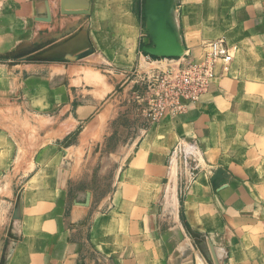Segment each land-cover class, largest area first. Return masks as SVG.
Segmentation results:
<instances>
[{"label":"crops","instance_id":"crops-1","mask_svg":"<svg viewBox=\"0 0 264 264\" xmlns=\"http://www.w3.org/2000/svg\"><path fill=\"white\" fill-rule=\"evenodd\" d=\"M152 2L0 0V205L34 170L0 264H264V0H172L176 30L156 32L194 55L218 37L236 53L195 106L123 129L110 92L152 65L138 54ZM51 42L94 53L6 55Z\"/></svg>","mask_w":264,"mask_h":264},{"label":"built area","instance_id":"built-area-1","mask_svg":"<svg viewBox=\"0 0 264 264\" xmlns=\"http://www.w3.org/2000/svg\"><path fill=\"white\" fill-rule=\"evenodd\" d=\"M236 50L235 44L218 37L201 42L199 55L188 50L173 58L145 55L152 65L136 72L141 88L137 99L144 123L156 122L163 114L175 116L195 106L217 77L218 64L227 71Z\"/></svg>","mask_w":264,"mask_h":264},{"label":"rangeland","instance_id":"rangeland-1","mask_svg":"<svg viewBox=\"0 0 264 264\" xmlns=\"http://www.w3.org/2000/svg\"><path fill=\"white\" fill-rule=\"evenodd\" d=\"M166 1V0H165ZM171 1L172 0H168L166 2V6L169 7L171 6ZM161 3L159 0H154V2H152L151 4V9H150V19H152L155 15H156V11L158 10V6H160ZM173 10V9H172ZM172 10H168V12H165V18H163L164 24H167V26H175L174 23V17H173V11ZM153 24L150 22L148 24V26H152ZM176 30V28L174 27V31ZM60 37H62L61 39H65L67 37H69L66 34H61L60 36H57V40L60 39ZM178 38V36H176V39ZM148 39H150L151 42L152 39L150 36L146 35L145 36V42L143 44L140 45V47L144 44H150L151 42L148 41ZM81 42H86L85 38L84 41L80 40ZM155 42V41H154ZM178 43L181 45V43L178 40ZM34 45V44H33ZM32 44H30L28 51L26 52H22V55L19 57H15L13 59H24V60H29V61H37V60H58V59H62L67 58L68 60H77L79 58H83L86 57L88 55H91L94 53V51H90L87 54H85L84 56H80V57H76L78 56L80 53H75L77 52L80 47V45L74 47V48H70L67 49L68 45H64L61 46L59 43H52L47 45V46H42L44 48H40V50H37V48L35 47V45L33 46ZM89 48V47H88ZM90 49V48H89ZM20 51H12L9 52L7 55V57L9 58L10 55L12 54H16L19 53ZM183 52H185V50H183ZM128 52H113L110 51L108 52V54H104V57H106L107 59H111L114 56H116L117 54H127ZM138 54H143L146 55L145 52L142 51V49L140 48V53ZM151 56V55H150ZM91 58V57H90ZM10 59V58H9ZM98 61H103L104 59L102 58H98ZM147 61V60H146ZM146 64V63H144ZM139 70H144V66H141L140 63L138 61H135L134 66L132 67V69H130V75L127 77V82L125 83V81L122 83V81L119 82H114L113 83V89L110 92V95H124V97H122L121 100V105L124 106V110L129 114V116L123 114L122 116L119 117V119L117 120L116 124L118 125L119 128H126L129 126H132L133 123L135 125L137 124H144V116L141 113V109L140 107H142L137 99V95L139 93V90H141L140 86H139V82H138V77L136 75V72ZM103 74H105L109 81L111 82L112 80H116L115 76H114V70L112 68L108 69V70H103L101 71ZM116 73V72H115ZM129 84L128 86L126 84ZM127 86V87H126ZM32 121V120H31ZM30 121V129H28L29 135L35 133L32 130V126L35 124V121L31 122ZM121 126V127H120ZM62 165V164H61ZM34 170H31V166H30V172L26 175H24L23 177L20 178V176L18 177H14L12 186L10 189H8L11 193V200H10V204H7L8 209L5 210L6 213H4L3 209H5V207H7L5 204H1L0 205V255L3 251H5V249H7L8 245L10 244V242H8V236L11 235V229L8 228L7 226L4 225V219H15V208L16 206H20V200H21V196H22V191L24 190L26 183L28 181V178L31 177V175L33 174ZM108 180V179H107ZM108 182V181H107ZM106 179H99L98 183L99 184H103L106 185L107 184ZM105 189V187H103Z\"/></svg>","mask_w":264,"mask_h":264},{"label":"water","instance_id":"water-1","mask_svg":"<svg viewBox=\"0 0 264 264\" xmlns=\"http://www.w3.org/2000/svg\"><path fill=\"white\" fill-rule=\"evenodd\" d=\"M160 6H158V8ZM163 6L166 8L165 11L163 9V11L165 13V12H167L166 1L163 2ZM150 9H151V5L149 7V12H148V24L150 22L153 24L152 26H149V27H151V29H150V31L152 33L151 39L153 42L148 44V45L142 46L141 47L142 51L148 55L156 56V57L173 58V57L181 56L184 53L183 52L184 49H183L182 45H180L178 43L176 36L174 34H171V35L169 34V35L165 36L164 34H161L160 32L155 31L156 30L154 28L155 26L163 28L162 26L164 23H163V20L156 17L157 14L159 13V10H157L156 15L152 19H150ZM162 30H164V28ZM90 51H92V50L91 49L85 50L76 57L78 58L80 56H84L85 54H87ZM21 55H22V53L19 52V53L10 55L9 58L13 59V58L19 57Z\"/></svg>","mask_w":264,"mask_h":264},{"label":"trees","instance_id":"trees-1","mask_svg":"<svg viewBox=\"0 0 264 264\" xmlns=\"http://www.w3.org/2000/svg\"><path fill=\"white\" fill-rule=\"evenodd\" d=\"M146 54V53H145ZM146 55H148V54H146ZM152 58H154V59H156V58H158V57H156V56H151Z\"/></svg>","mask_w":264,"mask_h":264}]
</instances>
